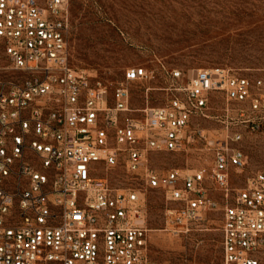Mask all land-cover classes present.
<instances>
[{
	"label": "built area",
	"instance_id": "2783aa9c",
	"mask_svg": "<svg viewBox=\"0 0 264 264\" xmlns=\"http://www.w3.org/2000/svg\"><path fill=\"white\" fill-rule=\"evenodd\" d=\"M69 25V0H0V264H181L151 256L146 189L179 203L165 229L177 236L219 207L207 182L226 197L223 264H264V170L228 198L231 170L246 162L235 145L242 133L214 140L209 175L150 163L152 153L184 149L196 134L209 143L189 126L217 92L247 103L244 123L261 128L264 75L200 68L186 85H172L167 105L137 109L129 83L149 71L131 67L111 87L74 66ZM117 164L141 186L113 187L99 175Z\"/></svg>",
	"mask_w": 264,
	"mask_h": 264
},
{
	"label": "rangeland",
	"instance_id": "374dc122",
	"mask_svg": "<svg viewBox=\"0 0 264 264\" xmlns=\"http://www.w3.org/2000/svg\"><path fill=\"white\" fill-rule=\"evenodd\" d=\"M69 47L74 66L84 69L113 87L125 81L127 69L145 67L150 78L129 83L134 108L165 106L176 93L172 85L184 86L193 71L224 68L251 79L264 75V0H69ZM4 65L0 50V66ZM184 76L174 81L171 72ZM239 104L215 93L206 114L195 115L189 129L204 130L209 143L196 134L179 151L154 152L151 165L160 171L178 169L209 175L215 159V139L242 133L235 143L246 154L242 168L230 173L231 201L248 178L264 170V119L259 129L244 123ZM141 112H137L140 114ZM100 176L117 188L141 186L122 164L107 167ZM207 194L219 202L186 233L173 236L165 229L168 201L160 189H146L147 226L154 259L181 264H223L224 193L207 182Z\"/></svg>",
	"mask_w": 264,
	"mask_h": 264
}]
</instances>
